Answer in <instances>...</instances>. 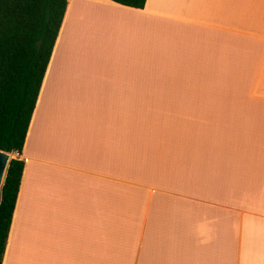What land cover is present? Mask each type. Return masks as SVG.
Instances as JSON below:
<instances>
[{
	"label": "crops",
	"instance_id": "crops-1",
	"mask_svg": "<svg viewBox=\"0 0 264 264\" xmlns=\"http://www.w3.org/2000/svg\"><path fill=\"white\" fill-rule=\"evenodd\" d=\"M3 264H264V0H68Z\"/></svg>",
	"mask_w": 264,
	"mask_h": 264
},
{
	"label": "trees",
	"instance_id": "trees-1",
	"mask_svg": "<svg viewBox=\"0 0 264 264\" xmlns=\"http://www.w3.org/2000/svg\"><path fill=\"white\" fill-rule=\"evenodd\" d=\"M143 9L147 0H110ZM68 0H0V151L21 155ZM25 167L12 159L0 202V264Z\"/></svg>",
	"mask_w": 264,
	"mask_h": 264
},
{
	"label": "water",
	"instance_id": "water-1",
	"mask_svg": "<svg viewBox=\"0 0 264 264\" xmlns=\"http://www.w3.org/2000/svg\"><path fill=\"white\" fill-rule=\"evenodd\" d=\"M11 155L9 153L0 151V202L2 198L3 186L8 174V169L11 162Z\"/></svg>",
	"mask_w": 264,
	"mask_h": 264
},
{
	"label": "built area",
	"instance_id": "built-area-1",
	"mask_svg": "<svg viewBox=\"0 0 264 264\" xmlns=\"http://www.w3.org/2000/svg\"><path fill=\"white\" fill-rule=\"evenodd\" d=\"M17 154V156L19 155L18 153H16Z\"/></svg>",
	"mask_w": 264,
	"mask_h": 264
}]
</instances>
